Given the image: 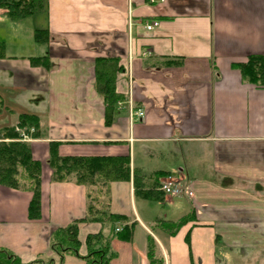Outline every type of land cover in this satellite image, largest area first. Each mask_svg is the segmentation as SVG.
<instances>
[{"label":"crops","instance_id":"obj_1","mask_svg":"<svg viewBox=\"0 0 264 264\" xmlns=\"http://www.w3.org/2000/svg\"><path fill=\"white\" fill-rule=\"evenodd\" d=\"M44 1L20 19L0 8V130L27 114L43 134H27L42 163L41 217L29 218L32 192L0 184V248L23 263L58 264L51 235L76 223L80 254L61 264H86V239L99 232L110 234L111 264H151L150 238L164 264H264V87L234 66L264 56V0ZM152 20L159 25L148 31ZM39 29L47 41L36 40ZM97 58L122 67L110 125ZM140 107L145 118L136 121ZM51 143L60 156L128 155L131 178L108 187L55 181ZM159 173L175 176L184 193L145 196L160 192ZM93 197L127 218L118 227L134 223L130 241L87 220ZM185 217L174 234L164 224Z\"/></svg>","mask_w":264,"mask_h":264},{"label":"trees","instance_id":"obj_2","mask_svg":"<svg viewBox=\"0 0 264 264\" xmlns=\"http://www.w3.org/2000/svg\"><path fill=\"white\" fill-rule=\"evenodd\" d=\"M44 0H0V8H4L12 19H20L35 14L45 6ZM37 41H47V29H39L35 32ZM4 44L0 43V56H3ZM41 61V60H40ZM96 84L97 90L103 96L105 104L106 124L110 125L114 109L123 96L116 90L115 78L122 67L118 60L113 58H97ZM243 76L259 87H264V56L251 55L248 60L235 63ZM17 128L23 129L32 137L43 136L39 118L35 115L22 114L19 116L17 126L6 127L0 130V184L9 188L28 190L32 192V198L28 207L30 219L41 217V182L42 163L35 159L32 154L30 142L22 140L21 133ZM48 165L52 170V178L55 181H66L74 178L80 185L105 186L113 181L130 180L131 160L128 155L123 156H60L58 143H51ZM159 176H168V173H159ZM135 184L139 187L137 176H134ZM145 196L151 193L164 195L163 192L154 189L143 191ZM89 197L90 193H89ZM95 198H91L87 207V220L108 223L111 230H115L121 222L127 220L123 215L108 212L99 208ZM186 217L177 222H165L169 232L174 234L185 222ZM134 223L124 225L116 235L126 241L133 237ZM87 253L82 256L86 264H111L117 253L110 247V234L103 232L89 234L86 239ZM81 240L79 227L76 223L65 227H59L51 235V248L60 258L59 263L67 254L79 255ZM148 255L151 264H164L163 259L158 257L156 244L153 238L149 239ZM0 264H55L52 258L45 260L38 257L31 263H23L12 252L0 248Z\"/></svg>","mask_w":264,"mask_h":264},{"label":"built area","instance_id":"obj_3","mask_svg":"<svg viewBox=\"0 0 264 264\" xmlns=\"http://www.w3.org/2000/svg\"><path fill=\"white\" fill-rule=\"evenodd\" d=\"M151 1L155 2V1H163V0H151ZM158 25H159L158 20H152L150 22H147L145 27L148 31H152ZM118 104L121 105V102H118ZM131 116L136 121H142L145 118V111L141 107L134 109L131 113ZM21 137L23 140H29L27 134L24 132H21ZM159 190L168 196H180L184 193L183 186L173 175H168L161 179L159 184ZM115 230L120 231L121 227H117Z\"/></svg>","mask_w":264,"mask_h":264},{"label":"rangeland","instance_id":"obj_4","mask_svg":"<svg viewBox=\"0 0 264 264\" xmlns=\"http://www.w3.org/2000/svg\"><path fill=\"white\" fill-rule=\"evenodd\" d=\"M2 9H4V8H2ZM29 138V137H28ZM30 139V138H29ZM1 140H6V139H0V141ZM23 140V139H22ZM6 141H8V139L6 140ZM23 141H25V142H29V140H23ZM93 196H95V195H93ZM96 197V196H95ZM94 198V197H93Z\"/></svg>","mask_w":264,"mask_h":264}]
</instances>
